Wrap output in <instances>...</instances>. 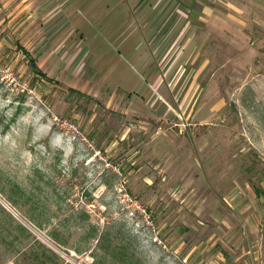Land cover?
Here are the masks:
<instances>
[{
    "label": "rangeland",
    "instance_id": "obj_1",
    "mask_svg": "<svg viewBox=\"0 0 264 264\" xmlns=\"http://www.w3.org/2000/svg\"><path fill=\"white\" fill-rule=\"evenodd\" d=\"M0 264H264V0H0Z\"/></svg>",
    "mask_w": 264,
    "mask_h": 264
},
{
    "label": "crops",
    "instance_id": "obj_2",
    "mask_svg": "<svg viewBox=\"0 0 264 264\" xmlns=\"http://www.w3.org/2000/svg\"><path fill=\"white\" fill-rule=\"evenodd\" d=\"M188 1H190V0H188ZM197 2H199V0H194V3H197Z\"/></svg>",
    "mask_w": 264,
    "mask_h": 264
}]
</instances>
